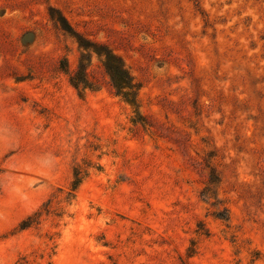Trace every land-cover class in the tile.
<instances>
[{"label":"rangeland","instance_id":"374dc122","mask_svg":"<svg viewBox=\"0 0 264 264\" xmlns=\"http://www.w3.org/2000/svg\"><path fill=\"white\" fill-rule=\"evenodd\" d=\"M0 264H264V0H0Z\"/></svg>","mask_w":264,"mask_h":264},{"label":"trees","instance_id":"16d2710c","mask_svg":"<svg viewBox=\"0 0 264 264\" xmlns=\"http://www.w3.org/2000/svg\"><path fill=\"white\" fill-rule=\"evenodd\" d=\"M105 71L110 78L111 85L116 90V94L121 96L127 102H134L135 95L132 93L133 86L131 84V79L127 75L123 66L119 64V61L108 54H105V63H104ZM69 83L70 85L77 90L78 92H82L85 89L89 88V84L86 80L85 74H80L79 71L72 73L69 75ZM132 96V99L129 98ZM81 171L78 169L76 173H74L75 181L72 184V189L75 190L80 183ZM220 215V214H219ZM220 219H224L223 216H217Z\"/></svg>","mask_w":264,"mask_h":264}]
</instances>
